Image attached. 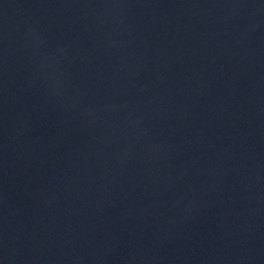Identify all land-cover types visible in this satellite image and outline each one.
I'll return each instance as SVG.
<instances>
[{"label":"water","instance_id":"1","mask_svg":"<svg viewBox=\"0 0 264 264\" xmlns=\"http://www.w3.org/2000/svg\"><path fill=\"white\" fill-rule=\"evenodd\" d=\"M0 264H264V0H0Z\"/></svg>","mask_w":264,"mask_h":264}]
</instances>
